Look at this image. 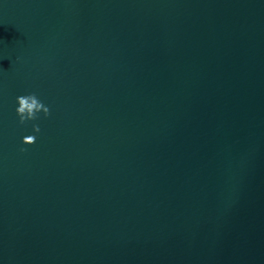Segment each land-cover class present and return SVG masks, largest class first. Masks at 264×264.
Wrapping results in <instances>:
<instances>
[{
  "label": "water",
  "instance_id": "obj_1",
  "mask_svg": "<svg viewBox=\"0 0 264 264\" xmlns=\"http://www.w3.org/2000/svg\"><path fill=\"white\" fill-rule=\"evenodd\" d=\"M0 264H264V0H0Z\"/></svg>",
  "mask_w": 264,
  "mask_h": 264
},
{
  "label": "clouds",
  "instance_id": "obj_2",
  "mask_svg": "<svg viewBox=\"0 0 264 264\" xmlns=\"http://www.w3.org/2000/svg\"><path fill=\"white\" fill-rule=\"evenodd\" d=\"M16 103L18 104L16 112L21 123L36 119L37 114L41 111H43L45 116L49 114V109L43 106L35 94L20 96L17 98ZM34 131L38 134L40 129L38 127H34ZM33 137L35 136H28V142H31ZM22 142L24 144V140Z\"/></svg>",
  "mask_w": 264,
  "mask_h": 264
}]
</instances>
